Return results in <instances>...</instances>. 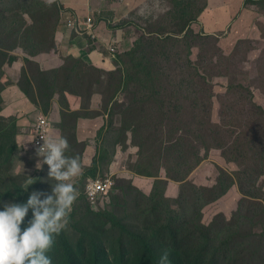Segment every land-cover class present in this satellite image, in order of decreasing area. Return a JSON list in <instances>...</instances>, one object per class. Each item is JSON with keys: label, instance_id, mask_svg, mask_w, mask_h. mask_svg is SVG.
Segmentation results:
<instances>
[{"label": "rangeland", "instance_id": "374dc122", "mask_svg": "<svg viewBox=\"0 0 264 264\" xmlns=\"http://www.w3.org/2000/svg\"><path fill=\"white\" fill-rule=\"evenodd\" d=\"M36 2L32 0L27 7L29 13L20 17V25L34 26L32 37L14 31L0 42V48L10 49L18 58L6 64V69L17 70L22 77L26 69L31 76L40 77L43 61L39 55L51 49L55 53L60 51L53 34L61 25L60 20L65 19V7L45 5L43 8L37 5L38 0ZM155 2L160 4L159 10L149 5ZM172 5L170 0H149L134 13V19L144 27L150 24L149 28L157 32L164 33L163 28L174 32L178 21L166 12ZM235 5L246 11L237 13L233 8L226 13L225 4L219 5L228 22L219 29L212 30L208 26L207 31L201 32L194 23L195 29L200 31L195 36L171 42L144 41L137 62L145 55V62L157 71L147 95L140 88V81L129 90L120 85L124 68L117 62L111 68L93 60L88 62L94 67L87 62L80 64L83 74L74 80L84 94L77 105L83 107L84 112L94 108L93 114L106 110L109 113L106 120L114 115L116 128L127 131L129 138L124 146L117 147L116 157L105 165L109 168L102 167L99 173L111 175V166L117 181V187L105 204L94 207L84 199L86 178L75 182V177L69 181L79 193L75 192L76 200L63 230L76 251L82 238H86L85 246L89 247L91 237L110 250H118L121 229L108 219L91 214L89 207L95 213L112 212L134 232L149 236L157 218L152 213L151 199L154 198L160 206L158 217L164 221L169 218V209L181 215L179 224L194 236L192 248L209 239L207 257L212 264H264V162L261 161L264 118L258 107L264 109V6L253 5L251 12L245 1ZM19 6L18 0L4 3L0 0V13L2 10L12 19L20 12ZM245 12L255 16L246 19ZM89 13L97 20L101 17L97 8ZM25 17L29 22H25ZM245 20L250 22L249 27ZM36 43L39 46H35ZM33 48L38 52L35 55L31 53ZM111 52L116 55L118 50ZM3 60L5 56L0 61ZM59 62L60 78L64 82L69 73L67 67L74 61L72 55L60 52ZM97 66L103 70H98ZM230 84H244L252 93L240 87L228 91ZM2 86L0 79V90ZM76 118L70 115L66 118L68 131L75 130ZM100 123L103 124V119ZM17 131L20 136L22 130L18 127ZM30 136H34L32 129ZM72 137V134L67 135L68 143L74 142ZM254 138L257 144L253 148L245 145ZM86 142L68 151H72L69 157H78L82 169L87 171L94 164L91 153L85 154L91 166H85V161L80 159L86 144H91ZM101 143L99 135L92 144L94 153ZM36 148L35 142L29 143L26 149L19 148L12 162L3 166L0 180L5 183L13 179L29 187L31 192L52 194L56 181L49 178L47 164L39 170L35 167L37 161L43 159L36 155ZM245 153L247 158L240 156ZM224 190L227 192L222 194ZM74 213L76 215L72 216ZM128 247L134 249L131 256L135 255L136 247Z\"/></svg>", "mask_w": 264, "mask_h": 264}, {"label": "trees", "instance_id": "16d2710c", "mask_svg": "<svg viewBox=\"0 0 264 264\" xmlns=\"http://www.w3.org/2000/svg\"><path fill=\"white\" fill-rule=\"evenodd\" d=\"M7 0H1V2H6ZM32 0H18L20 3L18 11L15 13L13 18L10 19V16L5 14L2 10L0 13V42L7 40V36L14 31L23 33L24 36H30L33 29L25 28L26 25H20V17L25 15L27 12V7L31 4ZM173 5L170 6V9L167 10L169 14L173 15L176 22V28L174 32H166V28H163L164 33L157 32L148 26H142L134 19H127L121 24L115 25L110 23V25L117 27H122L131 24L128 27L130 33L133 35L134 47L129 51H124L120 48V44L117 43L118 52L116 55H113L111 50L107 49V54L109 58H113L115 63L122 67V78L120 80V85L128 90L133 88L135 82L140 81L142 88L147 95L151 90L152 81L156 80V72L148 63L145 62V55L142 56L143 60L137 62L138 53H140V48L144 45L146 39H158L160 41H181L183 38H186L189 35H197L200 31L196 30L193 26L194 23L198 22L199 17L207 7L206 0H170ZM39 6L45 7L44 0H38ZM34 3H37L34 0ZM246 7L259 5L264 6V0H245ZM52 5L57 8L62 7L61 0ZM48 6V5H46ZM25 22H29L25 17ZM59 25L57 26V28ZM83 27V26H82ZM56 28V29H57ZM56 31V30H55ZM54 31V36H55ZM201 32H205L201 29ZM164 34V35H163ZM166 34V35H165ZM39 46V44H34ZM189 53L192 52V46L189 44ZM50 51H53L51 49ZM54 52V51H53ZM33 55L37 54L36 48L31 50ZM55 53V52H54ZM127 55H130V58H127ZM5 56V60L0 61V79L3 83V86L0 90V172L4 171L3 166L12 162L15 153L19 150V141H18V118L13 117L11 120H8L6 116L3 115V109L5 104V98L3 96V91L10 85L19 84L25 92L32 98L37 106L43 108L47 115L50 113L52 108L51 105L54 103V99L57 95L60 94V101L65 108V116L68 115L74 116L75 114L71 113L70 110H76L80 108L79 103L83 99V88L79 87L75 82L74 78L76 76L82 75V70L80 64L82 62H87L83 57L72 56L74 64L68 65L67 69L69 73L66 78L63 80L60 78V72L62 68L59 69H41L38 76H31L30 72L26 69L24 71V76L19 82H17L11 74L6 69V66L9 63H14L18 58L11 53L10 49L0 48V60ZM71 57V56H70ZM31 60V58H27ZM7 64V65H6ZM96 68V67H95ZM98 70L99 68L97 66ZM103 70V69H102ZM240 87L242 89H247L249 93H252L250 88L244 84H237L228 86V91L233 90L234 88ZM149 97V96H147ZM150 99V98H149ZM255 105H257L255 103ZM262 112L264 118V109L262 106H258ZM106 112V110L104 111ZM104 112L99 114L103 115ZM109 114L106 112V115ZM261 116V118H262ZM260 118V119H261ZM67 119L63 122V127L67 126ZM260 121V120H259ZM258 124V123H257ZM76 128V124L74 129ZM73 135L71 140L74 142L69 143V149L72 150L74 147L82 146V144L77 139V134L75 131H67V135ZM102 143L99 144L98 156L94 162V165L88 169L85 174V184L84 189L86 190L87 182L91 177H97L100 171L105 167L106 164L110 163L112 159L116 157L117 147L123 145L129 138V134L125 130H119L116 128L114 115H111L107 119V124L100 133ZM257 144V140L249 139L246 142V146L253 148ZM115 150L111 155L112 150ZM66 152V156H70L72 151ZM69 152H71L69 154ZM85 152V150H84ZM84 152H82L80 159H83ZM241 157L247 158V153L245 156L240 155ZM202 158H200V162ZM261 161L264 162V156H261ZM110 165V164H109ZM157 177V176H156ZM117 182V181H116ZM234 182V181H233ZM234 185V183H232ZM117 187V185H116ZM227 190H224L223 193H226ZM31 190L29 187L22 186L18 184L15 180H5L3 183L0 180V210H3L4 203H26ZM84 199H87L86 196ZM151 199L153 202L152 213L157 216L155 220V229L151 235H146L144 233H137L130 229V227L119 219L114 213L109 211H102L95 213L92 211V208L89 207L88 210L91 214H97L101 218L108 219L114 223L115 227L121 229V235L118 238V250H110L105 246L100 240L91 237L90 246H85L86 238H82L78 245V251L75 250L73 244L71 243L70 238L68 237L66 231L62 230L58 235L54 237V243L51 249L48 251L47 255L51 258L52 264H158L160 256L168 251V264H212L208 261V245L209 239H204L197 248L191 247V239L194 237L191 233L187 232L184 229L182 224H179L180 214L175 212L172 209L167 210L169 218L164 221L161 217H158V212L160 206L158 201ZM216 200V199H214ZM74 213L72 216H75ZM32 219V210L29 209L27 216L24 219V222L21 224V229L23 230L28 226V221ZM203 236V235H202ZM130 246L136 247V254L131 256L134 252V249H130L126 242ZM156 244H159V248L156 247Z\"/></svg>", "mask_w": 264, "mask_h": 264}, {"label": "crops", "instance_id": "0c3cea01", "mask_svg": "<svg viewBox=\"0 0 264 264\" xmlns=\"http://www.w3.org/2000/svg\"><path fill=\"white\" fill-rule=\"evenodd\" d=\"M148 1L149 0H64L65 3L62 4L65 6V8L72 10L76 14H79L83 19L92 15V13H89L90 11L95 10V8L99 9L101 17L99 20L96 19V31L98 37L95 39L86 25H84L82 28H74L69 26L65 20L61 19V25L59 24V27L56 29L54 37L55 43L60 51L58 53H54L53 51L42 52L39 55V59L43 61L42 69H59L61 63H63L62 61L61 63L59 62L60 52L62 54L68 53L75 57L81 56L87 61L93 60L95 63L100 62L102 65L108 64L106 67L109 68L114 67L116 63L113 58H109V54H107L106 49L111 50V46H116L117 43H119L120 48H122L124 51H129L134 47V39L133 35L130 33V30H128V27L122 26L115 28L114 26L110 25V23L118 25L127 19H134V13L138 9L144 7L143 5ZM206 1L207 7L199 17L198 22H196L199 28L205 31H207L208 26L212 28V30H215L228 24L227 18H225L222 14L223 12L220 9V4H225V6L228 8L226 13L233 11V8L237 13L246 11L243 10L241 6L235 5V3H243L245 0ZM55 2H57V0H55ZM149 5L152 6V9H160V4L157 2ZM247 7V10H250L251 12L254 11V8L251 5ZM77 10L80 13H78ZM251 12H245L247 16L246 19L251 20L255 16V14ZM86 14H88L87 17L85 16ZM245 25L249 27L250 22L245 20ZM8 72L17 82H19L22 78V73H19L17 70L12 71L11 68H9ZM3 96L5 98L3 115L7 118H18L19 128L22 130V133L20 131L21 134L19 133L20 136H18V141L20 142L24 136H30L31 129L34 131V124L36 123L39 115L47 113H45L43 108H40L35 104L32 98L18 83L5 88L3 91ZM51 106L52 108L48 115L52 118L53 124L55 123L52 133L55 136L66 137V133L69 128L66 126L64 129L62 125L63 122H65L67 116H65V112H63V108L65 107L60 101V94L56 96L54 103ZM84 111L85 109L83 107L76 108V110H70L71 113L75 114L72 117H77L76 128L74 131L77 134L78 141L81 144L86 141L91 142L90 145L86 144L85 154L91 153L93 155L91 159L92 164H94L98 156L99 146H97V150L94 153L92 150V144L94 140L98 139L103 128H105L107 124L106 118L108 115H106V112H104L103 115H100L99 113L93 114L92 112L95 111L94 108L91 110V112L89 109H87L86 112ZM100 119H103L102 125L100 123ZM85 154L83 156V162L85 161V166H91L92 164H88L86 162ZM108 168H105L104 170H107ZM110 170L111 175H114L115 171L111 166ZM87 171L82 169V175L78 176L75 182L85 179V174ZM141 187L143 188V185H141Z\"/></svg>", "mask_w": 264, "mask_h": 264}, {"label": "clouds", "instance_id": "9594fccd", "mask_svg": "<svg viewBox=\"0 0 264 264\" xmlns=\"http://www.w3.org/2000/svg\"><path fill=\"white\" fill-rule=\"evenodd\" d=\"M44 2L51 6L55 0ZM61 3H65L64 0ZM40 136L43 144L36 148V155L43 159L38 160L35 167L39 170L47 164L48 176L56 183L52 187V194L34 190L26 203H4L3 210H0V264H52L47 253L54 243V237L67 226L76 200V189L69 181L82 175L79 158L65 155L69 149L65 137L55 136L52 132ZM34 140L35 136L26 135L19 146L26 149L27 144ZM29 209L32 210V219L22 230L21 224ZM168 255L165 250L158 264H168Z\"/></svg>", "mask_w": 264, "mask_h": 264}, {"label": "built area", "instance_id": "2783aa9c", "mask_svg": "<svg viewBox=\"0 0 264 264\" xmlns=\"http://www.w3.org/2000/svg\"><path fill=\"white\" fill-rule=\"evenodd\" d=\"M64 13V20L69 26L74 28H82V26L86 25L89 31L92 33L93 37L95 39L98 37L96 31L97 22L94 16L91 15L83 19L79 14H76L75 12L67 8H64ZM111 50L116 53L118 49L113 45L111 46ZM53 127V120L49 115H39L36 123L34 124V142L37 147L43 144V140L40 135L46 132H52ZM115 186L116 181L114 179V175L99 174L97 177L89 178L85 190V195L92 206L100 207L101 205L105 204L110 198L115 189ZM76 193H79V191L76 190Z\"/></svg>", "mask_w": 264, "mask_h": 264}]
</instances>
